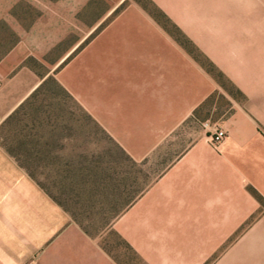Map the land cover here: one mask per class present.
<instances>
[{
  "label": "crops",
  "instance_id": "1",
  "mask_svg": "<svg viewBox=\"0 0 264 264\" xmlns=\"http://www.w3.org/2000/svg\"><path fill=\"white\" fill-rule=\"evenodd\" d=\"M151 1L241 98L137 0H0V129L51 84L135 163L187 126L116 231L146 264H264V23ZM0 264H119L1 144Z\"/></svg>",
  "mask_w": 264,
  "mask_h": 264
},
{
  "label": "rangeland",
  "instance_id": "2",
  "mask_svg": "<svg viewBox=\"0 0 264 264\" xmlns=\"http://www.w3.org/2000/svg\"><path fill=\"white\" fill-rule=\"evenodd\" d=\"M137 1L152 9L155 5L151 0ZM189 3L193 6V0ZM196 4L211 13L220 9L229 14L232 22L264 23V0H196ZM211 18L216 21L217 17ZM181 34L174 33L176 37ZM201 60L213 70L207 61ZM215 75L227 93L241 98L223 75L217 71ZM48 90L35 107L19 112L0 129V144L117 263L146 264L118 234L115 221L182 149L185 144L173 141L185 134L187 126L150 159L135 163L94 121L84 116L66 91L56 84H51ZM224 99L222 95L223 109L227 107ZM75 123H79L78 129L71 128ZM208 128L206 123L205 129ZM54 134L61 142L53 147L50 138Z\"/></svg>",
  "mask_w": 264,
  "mask_h": 264
},
{
  "label": "trees",
  "instance_id": "3",
  "mask_svg": "<svg viewBox=\"0 0 264 264\" xmlns=\"http://www.w3.org/2000/svg\"><path fill=\"white\" fill-rule=\"evenodd\" d=\"M143 7H145L146 9H148L150 11V13L158 20L159 23L163 24L165 27L169 28L171 30V32L174 34L176 31L179 32L178 28L173 24V22L171 20H169L167 17H165L164 13L159 10L155 5L152 8H148L146 6L143 5ZM164 17L166 18L165 21H162L160 18ZM173 27L174 30H172ZM180 33V32H179ZM181 34V33H180ZM177 40L184 46H186L191 53L194 54V56L196 57V59H198V61L202 62L205 66L206 64L201 60L204 59L205 61L208 62V64L212 67L213 70L207 69L216 77L215 75V71L218 72L219 75H223L222 73H220L215 67L214 65L207 59V57H205V55L203 53H201L192 43V41H190L188 38H186L184 35L181 34V37H177ZM190 47L194 48L195 51L194 52L190 49Z\"/></svg>",
  "mask_w": 264,
  "mask_h": 264
},
{
  "label": "built area",
  "instance_id": "4",
  "mask_svg": "<svg viewBox=\"0 0 264 264\" xmlns=\"http://www.w3.org/2000/svg\"><path fill=\"white\" fill-rule=\"evenodd\" d=\"M1 85V82H0ZM209 127V126H208ZM226 131L218 126L213 127L212 126V140L215 144H220L225 138H226Z\"/></svg>",
  "mask_w": 264,
  "mask_h": 264
}]
</instances>
